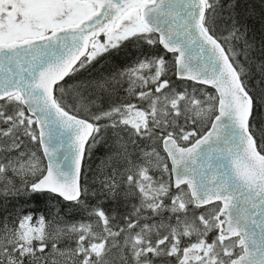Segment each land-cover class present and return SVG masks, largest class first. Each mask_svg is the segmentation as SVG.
<instances>
[{
	"label": "snow or ice",
	"instance_id": "obj_1",
	"mask_svg": "<svg viewBox=\"0 0 264 264\" xmlns=\"http://www.w3.org/2000/svg\"><path fill=\"white\" fill-rule=\"evenodd\" d=\"M0 264H264V0H0Z\"/></svg>",
	"mask_w": 264,
	"mask_h": 264
},
{
	"label": "trees",
	"instance_id": "obj_2",
	"mask_svg": "<svg viewBox=\"0 0 264 264\" xmlns=\"http://www.w3.org/2000/svg\"><path fill=\"white\" fill-rule=\"evenodd\" d=\"M251 2L253 3V4H255L256 5V8H257V11H259V8H260V0H251ZM136 49L135 48H133L132 49V51H135ZM124 58L123 57H121V60H123ZM107 63H112V61L111 60H108V61H106ZM102 64L103 63H105V61H102L101 62ZM99 162V154L97 155V157L96 158H94V160L93 161H90L89 163H90V165H91V167L93 168V170L95 169V166H96V163H98ZM86 171H87V166H86ZM89 180H91V174L89 173ZM23 207L26 209V210H32V209H40L41 211H43L44 209H45V205L44 204H35V203H31V204H25V205H23ZM34 215H36V216H39L40 215V211H37V212H35L34 213Z\"/></svg>",
	"mask_w": 264,
	"mask_h": 264
},
{
	"label": "flooded vegetation",
	"instance_id": "obj_3",
	"mask_svg": "<svg viewBox=\"0 0 264 264\" xmlns=\"http://www.w3.org/2000/svg\"><path fill=\"white\" fill-rule=\"evenodd\" d=\"M103 39V38H102Z\"/></svg>",
	"mask_w": 264,
	"mask_h": 264
}]
</instances>
